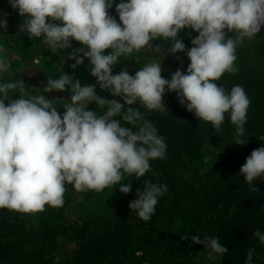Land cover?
<instances>
[{
	"label": "clouds",
	"instance_id": "9594fccd",
	"mask_svg": "<svg viewBox=\"0 0 264 264\" xmlns=\"http://www.w3.org/2000/svg\"><path fill=\"white\" fill-rule=\"evenodd\" d=\"M8 2L24 18L20 32L33 40L43 37L49 50H67L72 40L81 43L84 47L68 57L75 61L72 67L83 65L87 58L90 74L100 88L122 97L129 107L116 99L101 98L95 85L82 86L64 73L56 79L48 77L42 89L43 93L71 89L70 103L63 105L61 117L57 100L44 94L28 96L22 80L0 83V209L35 214L45 211L46 206L62 207L66 184L78 192H102L119 185L121 193L129 194L131 180L122 181L144 177L150 171V161L164 159L167 151L156 126L132 106L139 103L149 111L161 110L166 89L176 92L182 106L217 132L227 114L236 128L235 144L248 143L244 136L250 98L243 86L234 85L229 91L216 81L239 71L235 66L237 47L245 38L260 33L264 0H120L116 5L120 23L109 15L114 0ZM0 28L7 31V14L0 18ZM184 29L198 33L186 52L190 60L186 74L177 69L170 80L165 79L162 64L153 60L134 76L127 70L113 75V66L121 56L153 49L152 42L157 39L171 41L167 54L185 52V44L178 39ZM225 30L234 35L228 36ZM159 49L156 46L155 50ZM10 66V61L0 57V72ZM16 92L20 98L10 99L9 93ZM93 102L102 111L88 110ZM117 117L135 131L122 126ZM240 175L253 192H258L253 185L264 177V147L251 152ZM167 191L166 184L146 181L129 207L141 220L149 221L158 198ZM253 235L264 244V232L256 230ZM189 238L210 248V256L228 252L216 237L203 241L198 235L183 237ZM254 254L255 249L247 251L246 264H252Z\"/></svg>",
	"mask_w": 264,
	"mask_h": 264
},
{
	"label": "trees",
	"instance_id": "16d2710c",
	"mask_svg": "<svg viewBox=\"0 0 264 264\" xmlns=\"http://www.w3.org/2000/svg\"><path fill=\"white\" fill-rule=\"evenodd\" d=\"M119 3L114 0L109 9V15L118 23ZM4 14L8 28H0V57L10 61L11 66L0 72V83L22 80L28 96L44 94L49 100H57L61 117L63 105L70 103L71 89L51 93H43L42 89L48 77L56 79L64 73L78 79L82 86L95 85L101 98L124 104L122 97H113L100 88L90 74L87 58L83 65L72 67L75 61L68 57L84 47L81 43L72 40L71 48L53 52L43 45V37L33 40L20 32L24 18L8 0H0V18ZM225 31L228 36L234 35ZM196 36L198 33L192 29L182 30L178 39L186 48L176 56L167 54L170 40L157 39L152 42L153 49L121 56L113 66V75L127 70L134 76L153 60L162 64L165 79L170 80L177 69L186 74L190 65L186 52ZM156 46L160 47L158 51ZM236 55L239 71L226 73L216 83L229 91L241 85L251 100L245 124L246 145L235 144L236 128L227 114L217 132L182 106L176 92L165 90V107L161 110L149 111L137 103L132 107L164 137L166 157L150 161V171L139 180L126 177L122 183L131 180L129 194L121 193L119 185L102 192H78L66 184L62 207L46 206L45 211L35 214L0 209V264H246L249 249H255L252 264H264V244L253 235L256 230L264 232V177L254 181L258 192H253L240 175L251 152L264 147V34L245 38ZM63 95L65 99H61ZM9 98L19 99L20 94L9 93ZM88 110L102 111L94 102ZM117 119L135 131L131 124ZM146 181L168 186L149 221L141 220L129 207ZM192 235L202 241L216 237L228 252L210 256L211 249L205 244L183 239Z\"/></svg>",
	"mask_w": 264,
	"mask_h": 264
},
{
	"label": "water",
	"instance_id": "95a60500",
	"mask_svg": "<svg viewBox=\"0 0 264 264\" xmlns=\"http://www.w3.org/2000/svg\"><path fill=\"white\" fill-rule=\"evenodd\" d=\"M260 33L264 34V26L261 27Z\"/></svg>",
	"mask_w": 264,
	"mask_h": 264
},
{
	"label": "rangeland",
	"instance_id": "374dc122",
	"mask_svg": "<svg viewBox=\"0 0 264 264\" xmlns=\"http://www.w3.org/2000/svg\"><path fill=\"white\" fill-rule=\"evenodd\" d=\"M52 97V96H51ZM61 99H65V96L63 95L62 97H61ZM205 247H207L206 245H205Z\"/></svg>",
	"mask_w": 264,
	"mask_h": 264
}]
</instances>
